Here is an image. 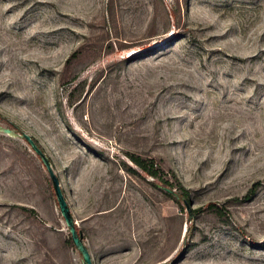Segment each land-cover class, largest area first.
Wrapping results in <instances>:
<instances>
[{
	"label": "rangeland",
	"instance_id": "obj_1",
	"mask_svg": "<svg viewBox=\"0 0 264 264\" xmlns=\"http://www.w3.org/2000/svg\"><path fill=\"white\" fill-rule=\"evenodd\" d=\"M0 115L50 158L93 264H264V0H0ZM210 201L226 215L193 212ZM68 234L0 131V264H81Z\"/></svg>",
	"mask_w": 264,
	"mask_h": 264
},
{
	"label": "trees",
	"instance_id": "obj_2",
	"mask_svg": "<svg viewBox=\"0 0 264 264\" xmlns=\"http://www.w3.org/2000/svg\"><path fill=\"white\" fill-rule=\"evenodd\" d=\"M74 53H72L73 55ZM0 119H3V117L0 115ZM8 127L11 128L14 131H19L18 128L13 125L11 122H8ZM21 133V132H19ZM34 142L37 144L39 148H41L43 151V147L39 144L36 138L32 137ZM45 152V151H44ZM47 155V154H46ZM129 160L135 165V169L129 168L132 172L135 173H142L145 176H150L153 179L154 184L157 185L160 184L162 186V189L164 190L165 194L172 198L174 201H176L180 206L182 207L183 202L190 203V197H189V191L188 189L178 180V178L172 174L171 176H168L161 165L152 157H142L141 155L137 153H126ZM48 156V155H47ZM49 158V157H48ZM50 160V158H49ZM51 162V160H50ZM125 165V164H124ZM50 179V178H49ZM51 182V180H50ZM53 188V187H52ZM256 184H253L248 191L242 196V199L247 200L250 199L256 190ZM54 191V190H53ZM63 191V189H62ZM64 193V191H63ZM55 195V193H54ZM65 196V195H64ZM33 213L34 210H31ZM203 211H212L218 214L220 217H223L226 215V208L225 205L210 201L206 203L204 206H200L193 209L194 213H201ZM78 229V227H77ZM79 230V229H78ZM67 242L73 246V242L71 240L70 234H68Z\"/></svg>",
	"mask_w": 264,
	"mask_h": 264
},
{
	"label": "water",
	"instance_id": "obj_3",
	"mask_svg": "<svg viewBox=\"0 0 264 264\" xmlns=\"http://www.w3.org/2000/svg\"><path fill=\"white\" fill-rule=\"evenodd\" d=\"M0 131H2L5 134H10V135H18L21 138H23L31 147V149L35 152V154L40 158L43 166L48 172L49 178L51 180V185L53 187L54 193H55V198L60 210V213L63 217V220L68 228V232L71 236V240L75 246V248L78 250V252L81 254V264H93L91 260V256L89 253L88 248L83 242V237L82 233L80 230L77 229L76 222L74 221L72 214L70 212L69 206L66 202L64 193L62 191V188L59 183V178L58 176L54 173L52 164L46 155V153L37 146V144L34 142L33 138L25 133H15L14 130L7 126H3L0 124ZM186 208L189 211V214H191L190 210V205L191 203H188L185 201Z\"/></svg>",
	"mask_w": 264,
	"mask_h": 264
}]
</instances>
